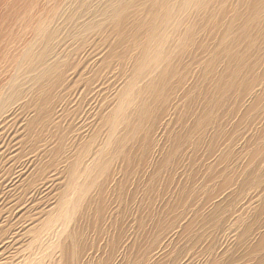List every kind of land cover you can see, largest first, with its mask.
Segmentation results:
<instances>
[{
  "label": "rangeland",
  "instance_id": "374dc122",
  "mask_svg": "<svg viewBox=\"0 0 264 264\" xmlns=\"http://www.w3.org/2000/svg\"><path fill=\"white\" fill-rule=\"evenodd\" d=\"M0 264H264V0H0Z\"/></svg>",
  "mask_w": 264,
  "mask_h": 264
},
{
  "label": "bare ground",
  "instance_id": "6f19581e",
  "mask_svg": "<svg viewBox=\"0 0 264 264\" xmlns=\"http://www.w3.org/2000/svg\"><path fill=\"white\" fill-rule=\"evenodd\" d=\"M204 1V0H203ZM129 2V1H128ZM135 4V3H134ZM206 5V4H205ZM155 6V5H154ZM203 6H204V4H203ZM214 8V7H213ZM133 9H134V7H133ZM132 9V10H133ZM184 9V8H183ZM122 13V12H121ZM225 13V12H224ZM106 14V13H105ZM251 14V13H250ZM133 15V14H132ZM226 15V14H225ZM123 16V15H122ZM173 16V15H172ZM207 16V15H206ZM206 16H205V18H206ZM209 16V15H208ZM217 16V15H216ZM186 17V16H185ZM187 18V17H186ZM223 18V17H222ZM146 19V18H145ZM185 19V18H184ZM227 19V18H226ZM187 20V19H186ZM209 20H211V19H209ZM216 20V19H215ZM231 20V19H230ZM234 20V19H233ZM137 21V20H136ZM209 22V21H208ZM126 23V22H125ZM145 23V22H144ZM219 23V22H218ZM224 23V22H223ZM215 24H216V22H215ZM228 24V23H227ZM140 25V24H139ZM211 25V24H210ZM221 27V26H220ZM186 28H187V26H186ZM219 28V27H218ZM122 29V28H121ZM239 30V29H238ZM161 31V30H160ZM136 32V31H135ZM219 32V31H218ZM185 33V32H184ZM211 33V32H210ZM121 34V33H120ZM209 34V33H208ZM184 35V34H183ZM217 35V34H216ZM245 35V34H244ZM120 37V36H119ZM182 37V36H181ZM213 37H214V35H213ZM216 38H219L218 36L216 37ZM124 40V39H123ZM182 40V39H181ZM217 40V39H216ZM197 42V41H196ZM200 42V41H199ZM219 44V43H218ZM178 45V44H177ZM116 47V46H115ZM120 47V46H119ZM118 47V48H119ZM152 47V46H151ZM243 49V48H242ZM221 50V49H220ZM214 53V52H213ZM173 54V53H172ZM169 55V54H168ZM171 55V54H170ZM172 56V55H171ZM166 57H167V55H166ZM169 57V56H168ZM215 58H216V56H215ZM241 58V57H240ZM129 59V58H128ZM135 60V59H134ZM166 62V61H165ZM131 64V63H130ZM134 64V63H133ZM158 66V65H157ZM163 67V66H162ZM144 68V67H143ZM143 71V70H142ZM141 72V71H140ZM158 72V71H157ZM171 73V72H170ZM165 74V71H164V73L162 74V75H164ZM140 75V74H139ZM169 75V73L167 74V76ZM166 76V77H167ZM143 78V77H142ZM145 78V77H144ZM161 81V80H160ZM159 81V82H160ZM157 83H159L158 81H156ZM179 83V82H178ZM163 85V84H162ZM152 88V87H151ZM97 103V102H96ZM97 106V105H96ZM102 105H100V107H101ZM92 111V110H91ZM99 111V110H98ZM88 113V112H87ZM89 114V113H88ZM94 115V114H93ZM92 115V116H93ZM96 116V115H95ZM205 116V115H204ZM93 118V117H92ZM199 122H200V124L202 125V115L199 117ZM85 122V121H84ZM150 122V121H149ZM92 124V123H91ZM128 134H133L132 133V129L130 130V128L129 127H127V131H126V134L125 135H128ZM125 135H124V138H125ZM22 180V179H21ZM13 184H14V182H13ZM13 187V186H12Z\"/></svg>",
  "mask_w": 264,
  "mask_h": 264
}]
</instances>
